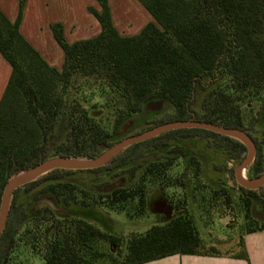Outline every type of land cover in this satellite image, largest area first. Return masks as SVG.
<instances>
[{"label": "trees", "instance_id": "obj_1", "mask_svg": "<svg viewBox=\"0 0 264 264\" xmlns=\"http://www.w3.org/2000/svg\"><path fill=\"white\" fill-rule=\"evenodd\" d=\"M95 1L99 9L89 6L88 11L99 23L96 35L68 43L61 23L49 25L63 52L59 69L49 65L19 30L25 0H18L14 21L0 10V54L10 66L0 97V200L10 178L50 156L96 157L113 144L115 129L124 118L154 101L171 108L161 116H151L148 122L154 126L192 119L244 131L255 147L249 173L254 177L263 173L264 129L257 139L245 125L240 105L259 100V116L264 117V0H138L153 21L133 35L118 32L108 0ZM90 78L120 98L113 131L91 117L77 98L81 81ZM61 118L64 137L54 142ZM194 136L212 138L229 159L239 163L246 152L244 143L235 137L196 127L175 128L123 148L98 167L56 168L17 187L0 233V264L8 263L19 233L25 234L43 264H96L103 258L108 262L102 264H142L173 254H219L201 239L186 207L168 200L173 211L170 219L129 236L109 230L95 211L104 206L128 218L143 216L147 185L158 183L156 178L146 181V175L158 165L166 169L179 155L170 149L162 155L164 161L144 166L139 162L153 149L176 146V140ZM80 171L107 172L112 178L125 175L127 183L117 181L92 195L87 186L79 187L67 178ZM209 188L214 198L220 189L225 191L228 202L238 192L245 218L253 204L264 211L263 186L249 189L236 184L233 188L220 178ZM87 216L105 229L88 222ZM263 228L264 222L246 228L240 234V251L233 256L246 258L242 235Z\"/></svg>", "mask_w": 264, "mask_h": 264}, {"label": "rangeland", "instance_id": "obj_2", "mask_svg": "<svg viewBox=\"0 0 264 264\" xmlns=\"http://www.w3.org/2000/svg\"><path fill=\"white\" fill-rule=\"evenodd\" d=\"M112 1L113 11L116 15L115 25L118 31L123 35L138 33L142 24H138L137 9L128 0ZM151 21H153L152 18ZM77 92V98L81 101L82 106L87 109L88 114L98 120L109 132L113 131L116 117L115 107H120L122 104L119 96L108 93L106 88L94 78L81 81ZM240 106L245 125L257 139H260L264 129V117L259 116L260 101L251 99L241 102ZM170 110V106L163 101L146 104L141 112L127 116L118 124L111 139L112 143L154 127V124L148 122L151 116H161L163 112ZM62 120L61 118L54 131V142H59L64 137ZM208 141L211 142L210 145L207 144ZM175 142L176 146L170 144L165 149H153L139 162L144 166L148 163H156L159 159L164 161L162 155H165L170 149H180L186 152V156L177 154L179 156L174 157L166 169L157 164L158 166L154 168L153 173L146 175V181L156 178L158 183L147 185L148 206L143 216L128 218L123 212H116L104 206L95 207L96 213L103 218L109 230L123 236H129L141 233L151 225L163 224L170 219L173 211L165 201L168 200L173 204L186 207L187 211L192 214L199 236L205 243H211L218 252L229 255L238 253L240 251L238 247L240 234L248 227L255 228L261 225L264 222V211L253 204L248 212V218H245L246 211L242 205H239L240 195H237L238 192L233 199L234 201L228 202L224 200L226 193L221 189L219 190L220 195L214 198L209 185L215 186V182L222 178L226 184L236 188L234 168L239 164V161L229 159L224 150L218 147L212 138L194 136L184 138V141L176 140ZM246 152L241 161L245 158ZM52 158L58 157L50 156L48 159ZM70 160L86 161L85 159ZM249 166L250 164L244 169V173L247 179H252L254 176L249 173ZM185 168L187 173L183 175ZM230 169L233 170L232 176L229 173ZM159 170L163 172L157 175ZM67 178L77 183L79 187L81 185L87 186L92 195L104 192L107 186L117 185V181L124 185L127 183L125 175L124 177L112 178L107 172L95 174L90 171H80L67 175ZM262 186L264 187V183L255 189ZM77 194L80 195L79 191ZM87 220L99 228L105 229V226H102L93 216H87ZM25 226L21 228V233ZM101 248L106 252L109 251L106 245H101ZM43 262L41 255L33 253L30 249L25 234L19 233L17 242L9 254L7 264H43ZM104 262L107 263L108 260L103 258L96 264Z\"/></svg>", "mask_w": 264, "mask_h": 264}, {"label": "crops", "instance_id": "obj_3", "mask_svg": "<svg viewBox=\"0 0 264 264\" xmlns=\"http://www.w3.org/2000/svg\"><path fill=\"white\" fill-rule=\"evenodd\" d=\"M128 1L137 9L138 24H142L141 29L151 21L152 17L147 14L149 12L138 0ZM108 2L112 21L116 27L113 1L108 0ZM89 6L99 9L95 0H25L19 30L49 65L59 69L63 61V52L53 39L49 25L55 22L61 23L64 37L68 43L92 37L99 32L100 27L97 20L89 13ZM0 10L10 21H14L18 14V0H0ZM116 29L118 30L117 27ZM9 74L10 66L0 54V97ZM242 241L246 258L222 252L217 255L173 254L142 264H264V228L244 233ZM205 244L213 246L211 243Z\"/></svg>", "mask_w": 264, "mask_h": 264}, {"label": "water", "instance_id": "obj_4", "mask_svg": "<svg viewBox=\"0 0 264 264\" xmlns=\"http://www.w3.org/2000/svg\"><path fill=\"white\" fill-rule=\"evenodd\" d=\"M182 127H196L201 129L210 130L219 134L232 136L234 134L240 135L243 138H245L248 142L247 152L245 158L234 168V178L237 182V184L249 188V189H255L256 187L261 186L264 183V172L259 174L258 176L247 179L246 182L242 181L239 177L240 171L242 169H245L253 160L254 153H255V147L252 142V140L249 138V136L242 130L236 129V128H227L223 127L221 125H217L211 122H205V121H197V120H174L165 122L162 124L155 125L152 128H149L148 130H145L141 133L131 135L129 137H126L124 139L119 140L118 142L112 144L107 149L102 151L99 155L92 159H85L86 161H73L70 159L65 158H52V159H45L41 162H39L37 165L22 171L12 178H10L5 185L4 191L1 196L0 200V233L3 228L10 196L17 187L35 179L33 178L34 174L42 169H45L46 173L49 170L61 168V169H90L98 167L102 164H104L106 161H108L112 156H114L117 152L122 150L123 148L136 143L143 141L147 138H150L152 136H155L163 131L175 129V128H182ZM233 137V136H232ZM182 150L180 149H173L171 150V153L175 154H182Z\"/></svg>", "mask_w": 264, "mask_h": 264}, {"label": "bare ground", "instance_id": "obj_5", "mask_svg": "<svg viewBox=\"0 0 264 264\" xmlns=\"http://www.w3.org/2000/svg\"><path fill=\"white\" fill-rule=\"evenodd\" d=\"M232 136L235 137V138H237V139H239L240 141H242L246 146L248 145L247 140H246L245 138H243L242 136L237 135V134H234V135H232ZM44 172H45V169H42V170L36 172V173L34 174L33 178H36V177L40 176V175L43 174ZM239 177H240V179H241L242 181H244V182L247 181V178L245 177L244 169H242V170L240 171Z\"/></svg>", "mask_w": 264, "mask_h": 264}, {"label": "flooded vegetation", "instance_id": "obj_6", "mask_svg": "<svg viewBox=\"0 0 264 264\" xmlns=\"http://www.w3.org/2000/svg\"><path fill=\"white\" fill-rule=\"evenodd\" d=\"M181 155H184V151L182 152V154Z\"/></svg>", "mask_w": 264, "mask_h": 264}]
</instances>
